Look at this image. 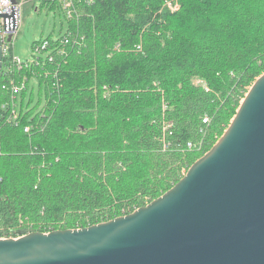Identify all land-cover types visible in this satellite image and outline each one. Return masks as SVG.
<instances>
[{"label":"trees","instance_id":"1","mask_svg":"<svg viewBox=\"0 0 264 264\" xmlns=\"http://www.w3.org/2000/svg\"><path fill=\"white\" fill-rule=\"evenodd\" d=\"M73 1V19L40 4L68 29L38 62L3 56L0 226L15 236L107 222L160 197L264 73V0H176L174 11V0ZM31 78L41 109H24Z\"/></svg>","mask_w":264,"mask_h":264},{"label":"water","instance_id":"2","mask_svg":"<svg viewBox=\"0 0 264 264\" xmlns=\"http://www.w3.org/2000/svg\"><path fill=\"white\" fill-rule=\"evenodd\" d=\"M0 18L17 29V11ZM3 56L0 37V72ZM0 264H264V73L163 195L107 222L0 238Z\"/></svg>","mask_w":264,"mask_h":264},{"label":"rangeland","instance_id":"3","mask_svg":"<svg viewBox=\"0 0 264 264\" xmlns=\"http://www.w3.org/2000/svg\"><path fill=\"white\" fill-rule=\"evenodd\" d=\"M37 6L40 7V3L35 6L30 3L23 7L20 13L19 24L12 41L13 54L22 62H33L35 56V43L47 38L58 39L63 36L68 29V23L60 11H53L47 7L38 8ZM164 7H167L170 11H174L178 9V4L176 0L167 1ZM195 82L196 84L202 83L198 79H196ZM16 85H19V83ZM26 88L27 90L22 93L24 94V109L27 107L28 110L35 108L41 109L45 104V98L40 95L37 79L31 78ZM250 88L251 87H249V89ZM17 102L18 109H20L22 105L21 95H18ZM168 126L169 124L167 122L165 126L166 131ZM187 171L186 168H183L184 175Z\"/></svg>","mask_w":264,"mask_h":264},{"label":"built area","instance_id":"4","mask_svg":"<svg viewBox=\"0 0 264 264\" xmlns=\"http://www.w3.org/2000/svg\"><path fill=\"white\" fill-rule=\"evenodd\" d=\"M15 3H12L11 0H0V13L1 14H11L14 10L17 11L18 13V24H19V20H20V13L23 9V7L27 4L32 3V5H37L38 3H42V2H46V3H56L58 4L62 11L65 13L67 18L73 19L75 17V13H76V5L74 3L73 0H15ZM38 7V6H37ZM17 30V29H16ZM15 31H11L8 29L7 25H6V21L3 18H0V37H1V42H2V46H3V55H8L10 48L13 49L12 47V41L14 38V35L16 33ZM13 33L12 36V40L8 41V37L9 34ZM56 40V39H53ZM50 41H48L47 39H43L40 42L35 43L34 45V50H35V56H34V60L33 62H38L40 56H43L45 52H47L46 50L50 49L51 43H49ZM12 57H13V62L16 63V65L19 68H22L24 65H27L30 62H22L20 61L17 57H15V55L13 54V50H12ZM50 60H52V58H50ZM24 88V83H22L21 85H13L12 86V97H14L13 99H15L16 95H18L20 93V91ZM13 112L15 113V110H13ZM209 120L208 117H205L203 119L204 123H207ZM170 127V123H168ZM29 127H26L25 131H28ZM194 145L189 142L188 143V147L192 148ZM36 231H40L43 233H49L53 230H49V229H43V230H36ZM33 231H29L27 233H30ZM25 233V234H27ZM24 235V234H23ZM22 235H18L15 236L14 232L10 231H3L2 227L0 226V238L2 239H6V238H18Z\"/></svg>","mask_w":264,"mask_h":264}]
</instances>
